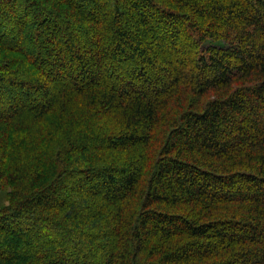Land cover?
I'll use <instances>...</instances> for the list:
<instances>
[{
  "label": "trees",
  "instance_id": "16d2710c",
  "mask_svg": "<svg viewBox=\"0 0 264 264\" xmlns=\"http://www.w3.org/2000/svg\"><path fill=\"white\" fill-rule=\"evenodd\" d=\"M2 188L0 264H264V0H0Z\"/></svg>",
  "mask_w": 264,
  "mask_h": 264
},
{
  "label": "rangeland",
  "instance_id": "374dc122",
  "mask_svg": "<svg viewBox=\"0 0 264 264\" xmlns=\"http://www.w3.org/2000/svg\"><path fill=\"white\" fill-rule=\"evenodd\" d=\"M6 188H2L0 189V207L2 206H5L6 205V196H5V193H6ZM8 190V189H7Z\"/></svg>",
  "mask_w": 264,
  "mask_h": 264
}]
</instances>
